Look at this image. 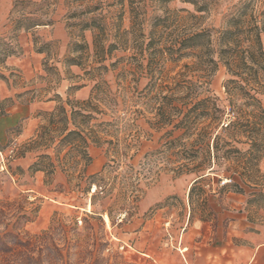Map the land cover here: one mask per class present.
<instances>
[{
    "label": "rangeland",
    "instance_id": "rangeland-1",
    "mask_svg": "<svg viewBox=\"0 0 264 264\" xmlns=\"http://www.w3.org/2000/svg\"><path fill=\"white\" fill-rule=\"evenodd\" d=\"M15 1L22 0H0V80L17 90L16 98L22 101L33 100L35 96L42 100H34L45 101L52 98L53 91L59 90L62 101L67 96L79 101L86 99L92 83L84 72L94 65V31H81L83 25L75 24L82 17L67 20L64 14L68 9L78 14L80 9L93 5L98 0H47L42 8L48 15L53 11V24L27 31L19 29L22 26L19 25V19L22 11H29L32 6L16 5L11 16ZM27 1L39 5L43 3L42 0ZM104 1L103 25L93 26L103 30L100 32V39L107 45L117 40V32L119 35V31L130 29V0ZM131 1L144 5L141 12H145L146 19L166 14L167 26L179 33L183 30L219 28L223 16L239 0ZM188 1H195L198 6H203V10L195 11L194 5ZM151 26L146 23L139 28L146 34ZM55 27H60L62 38L55 36ZM69 42H85L88 48L83 50L73 47L71 50ZM27 46L40 54L39 67L29 79L24 78L18 69L5 66L6 58L11 56L7 54H21L22 47ZM37 49L42 52H36ZM129 54V51L116 50L105 63L114 62L118 57ZM71 57L78 58L81 65H69L68 59ZM147 62V59L143 60L144 65ZM192 62L190 58H182L178 61L167 60L161 64L152 55L154 85L148 86V78L145 76L131 83L135 120L132 126L122 129L119 134L133 135L134 146L129 151L131 158L122 159L121 163H132L134 169L141 171L138 186L140 197L125 209H118L123 189L121 180L115 177L114 171L103 173L104 183L112 186L108 195H96L93 184L89 189L87 187L86 174L99 172L107 160L106 145H88L86 150L91 163L85 174L82 173L83 162L75 167L62 166L71 157L67 159L65 156L68 146L58 156L55 155L60 137L43 130V127L49 125V115L58 103L53 100L52 109L38 111V124L33 135L29 140L16 145L15 153L8 162L7 172H0V264H168L173 263V251H177L174 249L175 245L165 246L164 242L169 238V233H181L186 226L187 216L190 218L186 230L189 228L201 231L202 234L217 230L219 242L229 245L241 243L233 236L234 231L238 230L234 225L241 223L252 228V225L264 224V197L256 195H264V150L258 161L257 171L249 174L250 183L241 184L239 171H234L231 168L234 164L230 163L228 171H224L225 167H215L212 173L205 171V177L193 187L190 194L196 175L189 173L175 176L171 170L175 165L173 151L169 150L163 157L162 152L157 151L163 143L161 137L166 129L156 130L149 121H152L162 97L168 95L169 87L190 76ZM118 71L119 67L104 75L112 89L115 88ZM226 78L224 68L220 67L210 79L209 91L212 95L223 99L222 85ZM74 86L83 88L78 97L75 96L78 89L75 90ZM182 96V93L175 91L173 98L178 107L183 102ZM12 102V98H3L0 99V106L6 112ZM19 130L20 125L11 134L14 135ZM179 134L180 132H175L173 136ZM11 143L0 145V149L6 150ZM236 146L247 148L246 144ZM23 150L34 153V161L37 160L45 170L48 169L49 160L55 166V171L50 176L40 171L41 184L33 190H27L24 183L19 182L21 177H12L15 173L9 169L10 161ZM151 152L152 155L145 159L144 155ZM40 155H48L49 159L38 160ZM118 170H124V164ZM33 173L28 170V174ZM230 176L240 183L242 192L230 187L232 182L222 183ZM107 212H110L111 218L106 223L103 215H107ZM169 247L172 252L168 253Z\"/></svg>",
    "mask_w": 264,
    "mask_h": 264
},
{
    "label": "trees",
    "instance_id": "trees-1",
    "mask_svg": "<svg viewBox=\"0 0 264 264\" xmlns=\"http://www.w3.org/2000/svg\"><path fill=\"white\" fill-rule=\"evenodd\" d=\"M42 1V5L27 0L15 1L11 16L16 5L27 4L33 8L22 11L19 19V25L22 26L19 29L27 31L53 24V11L48 15L42 8L47 0ZM188 2L194 5L195 11L203 10V6H198L195 1ZM104 3V0H98L93 5L80 9L78 14L69 9L64 14L67 20L82 17L75 24L83 25L81 31H94L92 49L95 59L94 65L84 72L92 83L86 99L79 101L67 96L62 101L55 91L52 98L46 99L55 100L58 104L49 115V125L43 127V130L60 137L55 155L58 156L68 146L65 156L67 159L71 156L62 166L75 167L83 162L82 173L85 174L91 163L86 150L88 145H106V162L99 172L86 174L88 189L93 184L96 195H108L112 186L104 183L103 173L114 171L115 177L121 180L123 189L118 209H125L129 204L137 202L140 197L138 186L141 171L134 169L132 163H121L122 159L131 158L129 151L134 146V136L130 133L125 136L119 134L122 129L132 126L135 120L131 83L145 76L148 78L147 85H154L152 55L161 64L167 60L190 58L193 60L189 68L190 76L169 87L168 95L162 97L152 121H149L156 130L166 129L161 137L163 143L157 151L162 152V157L169 150L173 151L175 165L171 170L175 176L189 173L196 175L189 194L205 177V171L212 173L215 167H225L224 171H228L231 164H234L231 167L234 171H239L241 184L250 183L249 174L257 171V164L264 150V0H239L223 16L222 24L217 29L183 30L179 33L167 26L166 14L146 19L145 12H141L144 5L130 0V29L119 31V35L117 32V40L107 45L100 39V32L103 30L93 26L103 25ZM146 23L152 26L144 34L139 26ZM69 47L83 50L88 48L85 42H69ZM116 50L129 51L130 54L106 64ZM36 52L41 53L42 50L37 49ZM144 59L149 61L146 65L143 64ZM68 60L69 65H81L78 58L71 57ZM117 67L119 71L115 76V88L112 89L104 75ZM220 67L224 68L227 76L222 85L223 99L209 91L210 79ZM79 87L81 86L73 88L76 90ZM175 91L183 94L180 107L174 103ZM34 99L42 100L38 96ZM4 113L0 106V114ZM175 132L180 134L174 137ZM236 144H246L247 148H239ZM25 151L18 156H23ZM152 153L145 154L144 158ZM40 159L49 157L40 155L38 160ZM123 164L124 170L120 172L118 169ZM28 170L41 171L50 176L55 171V166L49 160L48 169L45 170L36 160ZM228 179L232 182L230 187L242 192V186L234 177L230 176ZM256 195L264 197L262 193ZM107 216L111 218L110 212H107Z\"/></svg>",
    "mask_w": 264,
    "mask_h": 264
},
{
    "label": "crops",
    "instance_id": "crops-1",
    "mask_svg": "<svg viewBox=\"0 0 264 264\" xmlns=\"http://www.w3.org/2000/svg\"><path fill=\"white\" fill-rule=\"evenodd\" d=\"M54 30L55 36L62 38L60 27H55ZM21 45L24 46L22 43ZM22 48L23 53L6 58L5 66L18 69L24 78L29 79L39 67L40 54L31 51L28 46ZM82 89L76 90L75 96H80ZM17 92L11 85L8 86L5 81L0 80V99L12 98L13 100L6 112L0 114L1 146L8 142L19 145L21 141L29 140L38 124V111L52 109L53 100L22 101L16 98ZM57 93L61 94V91ZM19 125V132L11 134ZM34 157V153L25 152L23 156H15L9 163L10 172L15 173L11 176L21 177L19 182L24 183L27 190H33L41 184L40 171L28 174V168L34 161ZM25 180L28 182L25 183ZM189 218L190 216L186 217V226L179 235L169 233V238L164 242L165 246L175 245L174 249L177 251H173L175 254L173 263L168 264H264V224L252 225L251 228L250 225L244 226L238 221L239 224L234 225L238 230L234 231L233 236L237 237L241 243L229 245L226 242H219L217 230L213 233L210 231L208 234L189 228L186 230ZM171 247L167 248L168 253L172 252Z\"/></svg>",
    "mask_w": 264,
    "mask_h": 264
},
{
    "label": "built area",
    "instance_id": "built-area-1",
    "mask_svg": "<svg viewBox=\"0 0 264 264\" xmlns=\"http://www.w3.org/2000/svg\"><path fill=\"white\" fill-rule=\"evenodd\" d=\"M16 150V144L11 143L6 150H1L0 149V172H7V166L10 158L14 155ZM225 182H230L229 179L224 180L222 183L224 184ZM121 216V215H119ZM81 221L78 219V223Z\"/></svg>",
    "mask_w": 264,
    "mask_h": 264
},
{
    "label": "bare ground",
    "instance_id": "bare-ground-1",
    "mask_svg": "<svg viewBox=\"0 0 264 264\" xmlns=\"http://www.w3.org/2000/svg\"><path fill=\"white\" fill-rule=\"evenodd\" d=\"M103 219L106 223L109 221L108 216L106 214L103 215Z\"/></svg>",
    "mask_w": 264,
    "mask_h": 264
}]
</instances>
